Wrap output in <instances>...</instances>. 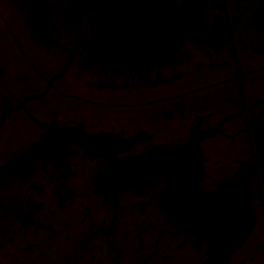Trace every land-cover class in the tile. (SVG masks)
I'll use <instances>...</instances> for the list:
<instances>
[{
  "label": "flooded vegetation",
  "instance_id": "obj_1",
  "mask_svg": "<svg viewBox=\"0 0 264 264\" xmlns=\"http://www.w3.org/2000/svg\"><path fill=\"white\" fill-rule=\"evenodd\" d=\"M0 264H264V0H0Z\"/></svg>",
  "mask_w": 264,
  "mask_h": 264
}]
</instances>
